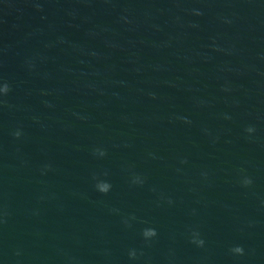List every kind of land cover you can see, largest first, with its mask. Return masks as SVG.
Instances as JSON below:
<instances>
[{
  "label": "water",
  "instance_id": "95a60500",
  "mask_svg": "<svg viewBox=\"0 0 264 264\" xmlns=\"http://www.w3.org/2000/svg\"><path fill=\"white\" fill-rule=\"evenodd\" d=\"M0 264H264V0H0Z\"/></svg>",
  "mask_w": 264,
  "mask_h": 264
}]
</instances>
